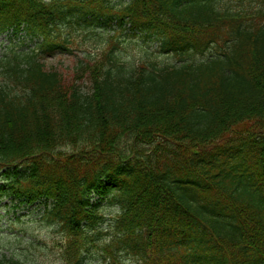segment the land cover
<instances>
[{"label": "trees", "instance_id": "obj_1", "mask_svg": "<svg viewBox=\"0 0 264 264\" xmlns=\"http://www.w3.org/2000/svg\"><path fill=\"white\" fill-rule=\"evenodd\" d=\"M21 23L41 41L4 60L2 191L53 198L75 264H264V0H0V33ZM63 25L178 61L124 77L113 44L69 80L40 61L69 50Z\"/></svg>", "mask_w": 264, "mask_h": 264}, {"label": "rangeland", "instance_id": "obj_2", "mask_svg": "<svg viewBox=\"0 0 264 264\" xmlns=\"http://www.w3.org/2000/svg\"><path fill=\"white\" fill-rule=\"evenodd\" d=\"M61 31L63 35L68 36L69 46L74 51L71 53H57L56 55L49 56L45 59V62L49 65H55L62 72L69 75L67 78L71 79V70H73L76 60L82 56V52L84 51L93 52L97 50L99 44L102 43L100 40L101 35L97 34L99 30L92 27H74L71 29L63 25ZM121 41L128 60H138L144 56L148 42H145L140 35L130 36L124 34V36L121 37ZM76 83L84 92L90 90L87 76H84L82 79H77ZM39 224V222L35 221L30 224L23 223L21 226L28 231L25 236L14 239L13 237L4 235L8 239L1 242L8 245L10 248H14L10 242L14 241L17 243L21 240L17 252L25 260V264H64L58 256L57 246L55 245V232L49 228H45L44 225L40 227ZM10 233L21 235V231L13 230L10 231ZM97 264L103 263L100 262Z\"/></svg>", "mask_w": 264, "mask_h": 264}]
</instances>
